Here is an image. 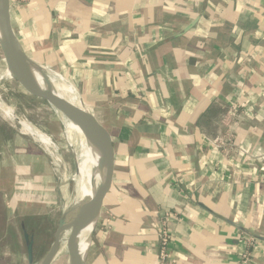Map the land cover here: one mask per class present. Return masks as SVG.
Here are the masks:
<instances>
[{"label":"crops","instance_id":"1","mask_svg":"<svg viewBox=\"0 0 264 264\" xmlns=\"http://www.w3.org/2000/svg\"><path fill=\"white\" fill-rule=\"evenodd\" d=\"M9 14L26 54L111 139L117 181L100 216L116 220L86 264H154L165 214L177 264H241L250 235L248 264H264V162L249 164L264 154V0L10 1ZM221 136L236 154L208 142ZM13 175L23 209L33 193Z\"/></svg>","mask_w":264,"mask_h":264},{"label":"rangeland","instance_id":"2","mask_svg":"<svg viewBox=\"0 0 264 264\" xmlns=\"http://www.w3.org/2000/svg\"><path fill=\"white\" fill-rule=\"evenodd\" d=\"M3 60L5 59L0 48V101L7 108L10 107L19 121L27 123L32 128L35 127L34 129L37 131L39 130V132L46 133L51 137V141L59 149L57 153L62 156L63 163L70 169L69 171L80 170L83 165L77 161L78 154L71 152L74 146L73 142L67 139V144L62 135L61 125L55 126L52 124V121H57L60 117L59 120L63 124L66 133L67 125L63 120L65 116L55 110L56 114H54L45 104L26 97L17 85L12 73L10 74L11 79L5 76L6 65ZM42 70L50 74L49 69L42 67ZM1 113L0 111V215H3L2 212L4 211V216L0 218V264H27L26 247L20 228V223L26 224L24 219H27L28 224L25 226L33 238L34 264H36L47 251L58 221L68 219V217L66 219L64 217L66 212L63 211V207L66 202L60 192L63 185L61 179L64 176V169L46 154L43 144L41 145L35 141L32 136L29 138L30 135L22 131L20 124L9 121ZM58 127L61 131L60 135L57 133ZM19 132L22 133L19 134ZM16 142L21 143V146H16ZM17 151L18 154L15 157ZM30 153H34V155L31 157ZM31 162H34V164L30 165ZM16 165L21 166V168H16ZM34 165L39 168L38 175H36L37 169ZM13 173L17 174L18 181L20 177H25L23 182L26 179V185L29 186L30 193H33V195H30V197H33L32 199L28 196L29 192L24 191L22 193L23 209L19 203L13 204V199L19 192L14 187L6 184L11 179L15 182ZM67 192L72 196V183L68 185ZM26 207L28 209L22 215H28V217L22 219L20 214ZM165 220L166 217L165 219L160 217V233L154 264H164L165 261V242L168 243L169 241L166 234Z\"/></svg>","mask_w":264,"mask_h":264},{"label":"bare ground","instance_id":"3","mask_svg":"<svg viewBox=\"0 0 264 264\" xmlns=\"http://www.w3.org/2000/svg\"><path fill=\"white\" fill-rule=\"evenodd\" d=\"M1 8H3V5L0 1V13ZM1 16L2 15H0V19H2ZM5 45H7V39L3 33L0 20V48L3 49ZM3 61L6 65L5 76L8 79H11V69L6 64V61ZM29 72L33 84L38 89L45 88L51 91L54 101L56 102V105L58 107L63 109V105L68 104L71 107L72 111H74L77 115H90L89 111L83 103L80 94L73 85L72 86L76 95L73 93H69L62 87L58 86L50 74H48L44 70H42V72H39L38 67H36L35 65H29ZM0 111L3 113L4 118L6 117L9 121L20 124L21 126H18L22 127V131L25 132V134L30 135L29 138L32 136L35 141H37L41 145L43 144V148L45 149L46 154L52 157L58 164L63 167L65 174L63 173L64 176H62L61 179L63 185L60 188V192L66 202L63 207V211L66 212L64 216L65 219L66 217H68V219H66V222H69V219L78 214H94L96 216H100L102 199L100 197L99 189L103 183V171L101 148L95 136L90 135L88 137H85L74 119L69 117V115L67 116V118H63L67 125V139H70L72 142V137H76V140H73L74 146L71 152L78 154L79 158L77 161H79L83 165L80 170H73L71 172L69 171L70 169H68V167L63 163L62 156L57 153L59 149L56 147L54 142L51 141V137L49 135H47L46 133H41L39 132V130L37 131L36 129H34L35 127L32 128L27 123L19 121L16 116H14L10 107L7 108L1 101ZM20 133L22 132H19V134ZM70 183L73 184L72 196L67 192L68 185ZM95 223L96 218L89 224H87L81 230L79 235L73 238H67V235L69 233L67 232V234H65V237L60 241L50 264H77L78 262L80 264H86V259L94 237V235H91V232L94 229ZM170 258L171 260H173L171 254Z\"/></svg>","mask_w":264,"mask_h":264},{"label":"water","instance_id":"4","mask_svg":"<svg viewBox=\"0 0 264 264\" xmlns=\"http://www.w3.org/2000/svg\"><path fill=\"white\" fill-rule=\"evenodd\" d=\"M2 2L3 8H1L2 19L1 20V27L3 30L4 35L7 39V45L2 49V53L6 64L10 67L13 77L17 85L19 86L22 93L30 98L33 101L45 104L50 110L54 112L58 111L63 116L67 118L71 117L76 121V124L80 127L82 133L85 137L88 136H95L97 142L100 144V147L103 151V158L105 160V173H104V180L99 189L101 199H105L108 193L111 190L112 185L117 181L115 179V162H114V149L111 143L110 136L108 132L100 125V123L96 120L93 115H77L74 111H72L71 107L67 105H63V109L56 105L54 98L51 94L49 89H41L37 88L33 82L32 78L30 77L29 72V65H35L38 67L39 72H42V67L36 60V58L32 55V53L26 54V52L21 47L20 42L14 32L12 27V23L10 20L9 14V5L10 1H12L15 7L21 8L25 3L24 0H0ZM196 24V20L193 21L187 30L191 29ZM60 108V109H59ZM57 116V115H56ZM58 117V116H57ZM52 124L55 126L61 125L62 128V135L64 140L68 144L67 135L65 133V129L59 117L57 121H52ZM57 133L60 135L61 131H59V127L57 129ZM73 140H76V137H72ZM75 138V139H74ZM72 140V142H74ZM119 184H121L118 181ZM94 214L86 215V214H78L75 215L71 221H58L57 227L54 231L52 241L42 256V258L36 264H50L55 251L60 243V241L65 237V234L68 233L67 238H73L79 235L81 230L89 224L92 220L96 218V223L94 229L91 232V235H95L98 232H109L113 228V223L116 220L111 214H108L105 217L96 216ZM26 224L20 223V228L22 231V237L26 247V263L27 264H34V252H33V238L28 233V229L25 226ZM250 235V234H249ZM251 238L257 239L255 236L250 235ZM77 264H80L79 262Z\"/></svg>","mask_w":264,"mask_h":264},{"label":"built area","instance_id":"5","mask_svg":"<svg viewBox=\"0 0 264 264\" xmlns=\"http://www.w3.org/2000/svg\"><path fill=\"white\" fill-rule=\"evenodd\" d=\"M26 1V0H24ZM238 113V106L237 105H232L230 107V113L229 114H232L230 117L234 119L235 121V126H238V121L240 120L239 119V116L237 115ZM230 117H223V120L222 122L224 121H227L228 119H230ZM209 143H211L212 146H214L216 149H218L222 154H224V156L226 154H229L231 153L232 155L233 154H236V150H235V146H234V141L232 139H229L227 137H217L213 140H208ZM239 151V155L240 157L242 158L241 155H245V151L241 148L238 149ZM251 163L249 164H254L253 162H259V163H262L264 162V154L260 153L257 158H256V161L254 160H250ZM169 214H165L164 216V219L166 217V220L168 218ZM165 220V221H166ZM166 234L168 235V239H169V231L166 227ZM163 241V240H162ZM169 242H170V239L168 241V243L165 242V261H164V264H175L176 261L174 260H171L170 258V248H169ZM242 242H243V252H242V255H241V264H248L249 261H250V258H251V255H252V252H254V250L256 249V240L251 238V237H246V238H243L242 239ZM164 244V242H163ZM160 264H163V263H160Z\"/></svg>","mask_w":264,"mask_h":264}]
</instances>
